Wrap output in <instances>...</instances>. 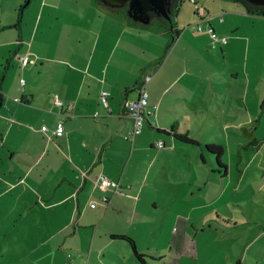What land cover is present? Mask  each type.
Instances as JSON below:
<instances>
[{"label":"crops","instance_id":"1","mask_svg":"<svg viewBox=\"0 0 264 264\" xmlns=\"http://www.w3.org/2000/svg\"><path fill=\"white\" fill-rule=\"evenodd\" d=\"M24 1L0 0V209L11 207L4 218L15 224L0 229V264H140L130 244L112 235L130 237L144 264L146 256L162 259V249L145 239L157 237L154 228L161 234L150 191L163 169L185 174L198 154L222 179L224 153L232 159L244 147L264 155V16L233 0H188L201 8L180 23L178 7L169 40L109 17L92 0H28L19 14ZM209 30L226 43L213 47ZM23 56L30 62L21 67ZM144 76L151 114L131 144L124 136L132 119L122 105L137 98ZM54 97L72 109L55 106ZM57 121L61 137L40 130ZM210 129L220 143L207 138ZM173 131L197 144L176 140ZM207 144L223 149L225 170L216 168ZM99 175L119 190L96 187ZM208 216L222 220L218 212ZM17 217L31 232L16 227ZM7 235L10 246L40 241L5 259Z\"/></svg>","mask_w":264,"mask_h":264},{"label":"rangeland","instance_id":"2","mask_svg":"<svg viewBox=\"0 0 264 264\" xmlns=\"http://www.w3.org/2000/svg\"><path fill=\"white\" fill-rule=\"evenodd\" d=\"M103 4L115 5L108 0H103ZM197 7L201 8L200 3L193 6L188 0H181L177 16L179 22L186 20L190 11ZM154 14L152 8L146 7L143 17L133 12L131 17L146 23ZM173 19L176 20V14ZM211 130L205 131L207 138L216 144L220 143ZM239 148L240 155L232 154V159H229L230 156L224 153L221 157L228 168L222 179L219 174H210V161L208 167L200 165L198 154L190 159L192 165L189 169L185 168V174L181 172L183 170H173L166 176L163 169L156 189H148L156 195V204L160 206L157 221H162L161 234L158 236V229L154 228L157 237L147 236L145 239V245L153 244L162 249L163 258L152 260L146 256V264H264V155L258 157L252 154L251 149ZM185 179L187 185L183 183ZM169 182L173 184V190L169 188ZM153 185L151 183L150 186ZM147 194L150 196V193ZM5 200L10 202L9 199ZM19 210L20 207H15L16 213ZM12 211L11 207L0 209V229L15 226L13 222L10 223L12 218H4L7 212L11 215ZM215 212L222 216V220L208 216ZM205 214L208 217H202ZM16 219V227L20 231L24 234L31 232L30 224L25 219ZM8 238L10 235L2 240L5 259L11 254L24 252L40 241H26L25 246L15 240L14 245L10 246ZM169 254H173L172 259Z\"/></svg>","mask_w":264,"mask_h":264},{"label":"trees","instance_id":"3","mask_svg":"<svg viewBox=\"0 0 264 264\" xmlns=\"http://www.w3.org/2000/svg\"><path fill=\"white\" fill-rule=\"evenodd\" d=\"M94 4L100 9L104 14L108 15L109 17H112L122 23L129 24L131 26H134L138 29L148 30V31H154V32H164L169 34V40L174 37V35L177 33L176 27H175V20L173 19V16H175L177 9L179 5L181 4V0H169V6L168 11L170 15V19H164L157 15H151L146 23L134 20L129 13V4L124 3L122 5L117 6H106L103 4L102 0H92ZM235 2L240 3L245 11L248 14L251 15H258V16H264V2L263 3H254L250 0H233ZM28 3V0H25L23 3V6H25ZM23 6H20L18 9V13L20 14L21 8ZM173 137L176 138V140L180 142H185L188 144H194L196 145L197 142L188 137L185 134H180L173 131ZM251 144V142H250ZM205 148L208 150V152H211L215 156V166L217 169L225 170L226 166L221 162L220 157L222 155L223 149L215 144H207L205 145ZM112 237L116 238H123L125 239L129 244L130 248L132 250V253L134 254L136 260L140 264H144V256L141 254L134 244V241L127 236L124 235H112Z\"/></svg>","mask_w":264,"mask_h":264},{"label":"built area","instance_id":"4","mask_svg":"<svg viewBox=\"0 0 264 264\" xmlns=\"http://www.w3.org/2000/svg\"><path fill=\"white\" fill-rule=\"evenodd\" d=\"M191 3H194L196 0H189ZM200 9V8H199ZM196 29L200 31V26H197ZM209 35L212 40V46L215 47L217 44H224L226 43V38L223 36H218L214 31L209 30ZM30 62L27 56H23L20 59L21 67L26 66ZM149 76H144L143 80L137 87V98L134 100H125L122 107L124 110V114L129 116L132 119V127L129 129L124 139L129 141L131 144L133 143L134 137L140 133L143 122L145 120L146 115H150L151 111L148 109V102H147V90L145 88V83L149 81ZM20 85L24 84V80L21 78L19 80ZM108 93L106 91H101L99 93V100L100 105L108 112V102H107ZM54 105L63 108L67 113L72 109L73 104L71 102H63L59 100L57 97H54ZM93 118L99 117L98 112H94L92 114ZM40 130L50 137V135H54L56 137H61L63 135V126L61 121H57L53 129H48L45 125L40 127ZM155 147L161 149L164 147V144L161 140L155 142ZM95 186L101 189L112 188L114 192L119 190L118 183L108 180L103 175H99L96 177ZM94 204L92 203L91 206Z\"/></svg>","mask_w":264,"mask_h":264},{"label":"water","instance_id":"5","mask_svg":"<svg viewBox=\"0 0 264 264\" xmlns=\"http://www.w3.org/2000/svg\"><path fill=\"white\" fill-rule=\"evenodd\" d=\"M108 1L111 2L112 4H115L114 6L128 3L130 16L131 13L133 12L143 17L146 7H150L156 13L155 15L160 16L167 20L170 19V15L168 11L169 0H108ZM250 1L254 3L264 2V0H250Z\"/></svg>","mask_w":264,"mask_h":264}]
</instances>
